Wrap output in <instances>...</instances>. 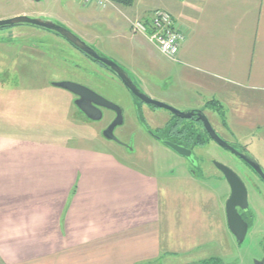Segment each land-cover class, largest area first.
<instances>
[{
    "label": "crops",
    "instance_id": "1",
    "mask_svg": "<svg viewBox=\"0 0 264 264\" xmlns=\"http://www.w3.org/2000/svg\"><path fill=\"white\" fill-rule=\"evenodd\" d=\"M127 9L130 17L144 20L157 10L169 12L185 35L173 61L178 74L236 109L230 112L236 128L260 131V114L242 117L239 105L245 101L237 100L243 92L264 95V0H135ZM127 24L129 31L116 35L126 47L113 55L131 61L134 70L106 57L145 83L144 68L135 55L146 51L138 57L148 66L150 45L144 36L133 35ZM35 52L0 41L1 120V109H20L24 93L37 94L38 60L31 59L37 57ZM19 63L24 72L26 66L32 71L21 73ZM222 105L208 108L202 100L193 109H223ZM1 124L0 264H203L211 259L203 250L207 230L193 236V211L199 207L207 218L213 192L191 189L182 205L171 207L162 202L163 188L132 182L134 174L142 178L140 173L113 156L13 138L2 134ZM258 137L255 148L264 150V135ZM99 158L103 162L97 164ZM125 174L130 177L121 176Z\"/></svg>",
    "mask_w": 264,
    "mask_h": 264
},
{
    "label": "rangeland",
    "instance_id": "2",
    "mask_svg": "<svg viewBox=\"0 0 264 264\" xmlns=\"http://www.w3.org/2000/svg\"><path fill=\"white\" fill-rule=\"evenodd\" d=\"M107 13L110 14L109 18L105 19L104 16H107ZM128 14L127 7H123L112 0L106 9H100L94 3L84 5L82 0H0V20L28 16L53 21L65 27L68 26L85 37L87 43L97 45L113 59H115L114 53H117L116 51L123 52L124 47H126L119 38H116V35L120 31H129L127 23L130 26V21L135 18ZM126 16L128 17L126 18ZM17 29L22 32L34 30L37 33L36 39L39 37L41 40L46 39V41L60 43V41L52 39L53 34L51 32H48V35L43 30L33 29L32 26L28 25L18 26ZM3 38L13 43H24L22 39H12L9 32H6ZM39 38L37 40L31 39L32 42H39ZM147 44L150 45V47L147 46L150 48L151 54L148 66L143 64L146 59L138 57L139 54L146 56V51H141L145 54L139 52L138 55H135L137 64L144 68L143 77L146 81L144 83L136 79L137 84L142 87L143 90L141 91H145L147 96L183 113L202 110L192 109L193 106L198 108L202 100L206 101V105L215 103L216 106L222 105L220 102H225L222 96L212 97L185 82L183 76L178 74L180 68L173 60L163 56L149 42ZM70 59L73 60V56L70 55ZM115 60H118L128 69L134 70L131 61L122 58L117 59V57ZM59 63L60 61L51 58L47 61L38 60L37 84L31 83V85L37 86L38 92L35 97H28L24 93L18 105L20 109H1L3 120L0 119V121L1 125L5 127L1 130L3 135L17 139L30 138L39 143L47 142L52 144L54 148L64 147V149L84 151L87 155L113 156L117 161L123 162L135 172L140 173L142 178L134 174L133 177L131 176L132 182H141L149 187L156 183L159 188H163L165 194L162 196V202L170 203L171 207L178 204L182 205L191 189L193 191L196 188L197 191H200V187L207 189L214 194V200L207 207L209 210L208 217L204 216L202 210L198 209L199 207L194 208L193 211L194 238L200 234L204 235L202 229L207 230V245L203 250L208 256L211 255V259L218 261L216 264H256L257 261L264 259V184L253 172L237 160L231 152L223 149L214 141L208 140L206 145L198 146L194 150L197 160L202 162L204 169H207L209 176L204 178L205 174L201 176L197 168H192L183 157L150 138L134 122V115L130 109H122L124 110V125L117 129L115 135L119 140L130 144L134 149L133 153L131 154L127 147L105 140L102 133L111 120L109 113L105 112V118L101 122L86 120L80 111L74 107V96L63 89L52 86L50 83L63 81L79 83L77 80L86 79V84L117 106L130 105L131 95L121 83L112 80L114 78L109 74H103L101 71L103 78H95L96 68L91 66L89 62H84L83 65L91 69L94 73H92L93 77L83 75L82 78H75L66 74V71L72 66L71 63L63 65L62 70L58 66ZM23 66L19 63L18 69L21 73L32 71V66H26V72H24ZM122 68L124 69V67ZM140 72L142 73V71ZM97 75H100V71L97 72ZM129 76L135 83V77L133 78L130 73ZM137 84L136 86L139 87ZM243 94L242 99L237 100L239 104L243 102L242 100L245 101L243 106L239 105L240 115L248 117L249 115L252 116L253 112L260 114L256 120L261 124L264 121V114H262L264 112V95H250L248 92H243ZM222 106L223 109L204 108L207 109L205 114L212 127L230 144H236L247 149L253 159L264 168V150L260 148L256 150L255 148L256 145L259 146L260 144L258 135L260 137L264 135V124L260 131L256 132H251L248 126L236 128L233 124V116L230 114L236 109H232L225 103ZM157 112H145L153 129L162 127L170 118L167 111L159 110ZM193 125L197 131H200L198 122H193ZM102 162L103 160L100 158L96 161L97 164ZM215 162L233 169L239 177L241 176V180L247 189L252 227L242 244L236 242L228 228L224 204L229 197L230 189L224 180L219 179L221 175L214 166ZM189 170H195L200 174L199 178L193 177ZM121 176L130 177L126 174ZM194 194L197 198L198 193L193 192ZM200 198L199 196L198 199ZM197 201L200 202L201 200ZM197 201H194V205ZM171 211H174L173 208ZM212 264L215 263L212 262Z\"/></svg>",
    "mask_w": 264,
    "mask_h": 264
},
{
    "label": "water",
    "instance_id": "3",
    "mask_svg": "<svg viewBox=\"0 0 264 264\" xmlns=\"http://www.w3.org/2000/svg\"><path fill=\"white\" fill-rule=\"evenodd\" d=\"M39 1V0H38ZM28 25L32 27H37L46 31L53 32L57 35L62 36L71 44H73L76 48L81 50L87 56L91 57L95 61L103 64L108 67L125 85V87L142 103L151 105L154 107H161L171 111L174 115L182 118V119H190L192 116L197 117L198 121H201L204 129L209 134V136L222 148L228 150L229 152L237 155L242 160H244L256 173L257 175L264 181V169L263 167L253 159L247 149L239 146L230 144L226 140H224L212 127L209 119L203 113L202 110L193 111L191 113H183L180 112L171 106L164 104L162 102L153 100L149 96H147L144 92L141 91L139 87L133 82L132 78L129 76V73L124 70L119 64L111 60L110 58L101 55V53L95 50L91 45H89L86 41L82 40L75 33L67 29L65 26L58 24L53 21H46L41 18H31L28 16H17L8 20L0 21V28L5 27H14V26H22ZM53 85L57 88L66 90L78 97L75 101V105L81 110L90 120L92 121H100L103 117L102 111L97 108V106L104 108H113L109 110H113L117 113V119L103 132V137L108 141H115L119 143V140L114 135V131L117 127L123 124V117L121 109L118 108L116 104L102 97L101 95L93 92L89 88L72 82H55ZM171 150L182 157L190 158L192 152L185 148H182L178 145H175L171 142L165 143ZM218 169L223 173L227 183L231 189V195L226 204V215H227V224L231 233L236 237L237 242L242 244L248 233V224L242 218L240 213L238 212V208H240L243 212H247L249 210L248 204V193L245 184L242 180L234 173L230 168L215 163ZM256 264H264V259L262 261H257Z\"/></svg>",
    "mask_w": 264,
    "mask_h": 264
},
{
    "label": "flooded vegetation",
    "instance_id": "4",
    "mask_svg": "<svg viewBox=\"0 0 264 264\" xmlns=\"http://www.w3.org/2000/svg\"><path fill=\"white\" fill-rule=\"evenodd\" d=\"M33 1H38V0H33ZM17 27L18 26L0 28V41L8 42V44H16V45H19V47H21V45H24L26 47H30L32 50L36 51L35 53H37V57H33V55H32V57H31L32 60H39L40 59L42 61L43 60L47 61V60H49L51 58L52 60L55 59L56 61H60L58 66H59V68L61 70H62L63 65H67V63H71L72 66L69 67V70L66 71V74L68 76L75 77V78H82L81 76H83V75H85V76L88 75L89 77L90 76L93 77V75H92L93 72L91 71V69H89V67H87L86 65H83L84 62H89V64L91 66H94L96 68L95 72H94L95 73V76H94L95 78L102 79L103 78L102 74H101V71H102L103 74H109L110 76H112L114 78L112 80H116V82L121 83L125 87V85L121 82V80L108 67L104 66L103 64H101V63L95 61L94 59H92L91 57L87 56L85 53H83L81 50L76 48L73 44H71L69 41H67L62 36L51 32L53 34L52 35V39L58 40V41H60V43L59 42L58 43H54L53 41H46V39L41 40L39 37H38L39 38V42L38 41L32 42L31 38L36 39L37 33H35L34 30H30L29 32H22L19 29H17ZM35 28L36 29H40V28H37V27H33V29H35ZM66 28L69 29L70 31H72L73 33H75L77 36H79L82 40L87 42V39L85 37H83L80 33H78L77 31H75L74 29H72V28H70L68 26ZM6 30H8V31H6ZM41 30H43V29H41ZM43 31L46 32V33L50 32V31H46V30H43ZM6 32H9V35L12 37V39H22V40H24V43H22V42L13 43V42H10L8 40H5V38H3V37L6 34ZM14 32H16V33H14ZM48 35H49V33H48ZM28 39H30V41H28ZM88 44L91 45L95 50L99 51L101 53V55H103V56L107 55L97 45H94L93 43H90V42ZM70 55L73 56L74 59L76 58V60H74V59L71 60L70 59ZM99 71H100V75H97V72L99 73ZM133 78H134V76H133ZM134 79L136 80V78H134ZM77 81H79V83H77V84L83 85V86L89 88L90 90H92L93 92L101 95L100 93H98L96 90L92 89L88 84L85 83L87 81L86 79H83V80L79 79ZM52 83H51V85L54 86ZM135 84H137V80L135 81ZM138 86L141 88V90H143L140 85H138ZM66 92H68V91H66ZM128 92L131 95L130 103H129L130 105L118 106V108L121 109V112H122L123 124L115 129L114 135H115L117 129L124 125V115H123L124 114L123 113L124 110H122V109H130L131 112L134 115V120H135L134 122H136V124L150 138H152L154 141L162 144L163 146L167 147L168 149H170V148L165 144L166 142H171V143H173L175 145H178V146H180L182 148L190 150L192 152L191 157L190 158L183 157V159H185L188 162V164H190L192 166V168L193 167L197 168V171H198V173H201V176L205 174L204 178H207L209 176L207 174L208 173L207 169L206 168L204 169V166L202 165V162L197 160V157L194 154V150L198 147V145L196 144L197 141H198V136H197L198 133H197V128L193 125V122H198V124H200V130L203 132V134L205 135L207 140L214 141L209 136V134L206 132V130L204 129V126H203L202 122L198 121L197 117L193 118V116H192L190 119H182V118L174 115L171 111H169V110H167L165 108L154 107V106H151V105L144 104L137 97H135L129 90H128ZM68 93H70V92H68ZM72 95L74 96V99H73L74 107L79 110V108L75 105V101L78 99V97L76 95H74V94H72ZM97 108L100 109L102 111V114H103V117H102V119L100 121H92L81 110H79V111L86 118V120L91 121V122H101V121H103L104 118H105V114H106L105 112H108L109 115L111 116V120H110L107 128L118 117L116 112H114L113 110H109V109H113V108H104V107H100V106H97ZM159 110L167 111L168 112V116L170 118H169L168 121H166L164 123V125L162 127L153 129V126L151 125V121L147 117L145 112L148 111L149 113H158L157 111H159ZM206 110L207 109H202L204 114H205ZM102 136H103V133H102ZM117 139H118V137H117ZM112 142H114V143H116V144H118V145H120L122 147H127L129 149V151L131 152V154L134 151L133 147L130 144H127V143L123 142L122 140H119V143H117L115 141H112ZM233 155H235V154H233ZM235 157L237 158V160H239L241 163H243L251 172H253V174L264 184V181L257 175V173L244 160H242L237 155H235ZM215 163H214V166H215V168L218 170V172L221 175L219 177V179L224 180V182L227 183L223 173L218 169V167L215 165ZM226 167H228V166H226ZM231 170L235 173V171L233 169H231ZM189 172L196 179L199 178L200 174H198L195 170H189ZM237 173H238V171H237ZM239 178L242 179L241 176ZM203 179H201L202 182H203ZM227 185L229 186L228 183H227ZM229 189H230V186H229ZM230 195H231V189H230L229 197L227 198V200H226V202L224 204L225 205V212H226V204H227V201L230 198ZM238 212L240 213L242 218L247 222V224H248V233H249V231L251 230V227H252L251 226L252 225L251 224V219L252 218L250 217V211L248 210L247 212H243L240 208H238ZM226 218H227V215H226ZM248 233H247V235H248ZM232 236L234 237V239L237 242L236 237L233 234H232ZM246 238H247V236H246Z\"/></svg>",
    "mask_w": 264,
    "mask_h": 264
},
{
    "label": "built area",
    "instance_id": "5",
    "mask_svg": "<svg viewBox=\"0 0 264 264\" xmlns=\"http://www.w3.org/2000/svg\"><path fill=\"white\" fill-rule=\"evenodd\" d=\"M84 5L94 3L100 9H106L111 0H82ZM130 31L134 35L144 36L150 44L170 60L176 61L185 35L178 29L173 16L164 10L155 11L149 20L136 18L130 21Z\"/></svg>",
    "mask_w": 264,
    "mask_h": 264
},
{
    "label": "trees",
    "instance_id": "6",
    "mask_svg": "<svg viewBox=\"0 0 264 264\" xmlns=\"http://www.w3.org/2000/svg\"><path fill=\"white\" fill-rule=\"evenodd\" d=\"M114 1L115 3L123 6V7H132L135 3V0H112ZM214 104V103H212ZM212 104H208L207 107L208 108H212ZM220 108V107H219ZM197 136H198V141H197V145L198 146H203V145H206L208 140L206 139L205 135L203 134V132L200 130V131H197ZM206 134V133H205ZM212 262H214L215 264L218 262L216 259H210V260H207L205 262H203V264H212Z\"/></svg>",
    "mask_w": 264,
    "mask_h": 264
}]
</instances>
